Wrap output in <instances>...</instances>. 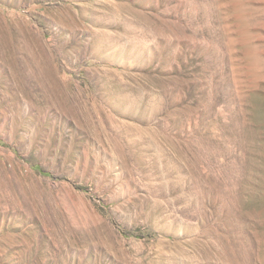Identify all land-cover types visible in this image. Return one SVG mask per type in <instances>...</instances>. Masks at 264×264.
<instances>
[{
	"label": "rangeland",
	"instance_id": "374dc122",
	"mask_svg": "<svg viewBox=\"0 0 264 264\" xmlns=\"http://www.w3.org/2000/svg\"><path fill=\"white\" fill-rule=\"evenodd\" d=\"M0 264H264V0H0Z\"/></svg>",
	"mask_w": 264,
	"mask_h": 264
}]
</instances>
